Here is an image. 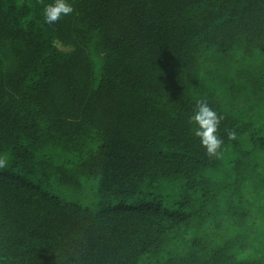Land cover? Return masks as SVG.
<instances>
[{
  "label": "trees",
  "instance_id": "1",
  "mask_svg": "<svg viewBox=\"0 0 264 264\" xmlns=\"http://www.w3.org/2000/svg\"><path fill=\"white\" fill-rule=\"evenodd\" d=\"M52 2L0 0V264H264V0Z\"/></svg>",
  "mask_w": 264,
  "mask_h": 264
},
{
  "label": "clouds",
  "instance_id": "2",
  "mask_svg": "<svg viewBox=\"0 0 264 264\" xmlns=\"http://www.w3.org/2000/svg\"><path fill=\"white\" fill-rule=\"evenodd\" d=\"M43 3V0H40ZM75 11L68 0H53L43 7L44 22L54 25L63 17L71 16ZM224 117L215 111L206 98L195 101L193 114L189 118V124L193 125V135L199 140L200 146L205 150V154L210 159H218L222 156L225 140L219 135ZM224 136L228 141L237 138L235 129L225 127ZM9 165L7 154L0 155V169H6Z\"/></svg>",
  "mask_w": 264,
  "mask_h": 264
},
{
  "label": "rangeland",
  "instance_id": "3",
  "mask_svg": "<svg viewBox=\"0 0 264 264\" xmlns=\"http://www.w3.org/2000/svg\"><path fill=\"white\" fill-rule=\"evenodd\" d=\"M97 189V183L89 181L85 185L84 191L81 193H72L55 184H53L51 191L64 200H69L97 208V203L100 201V197L97 195Z\"/></svg>",
  "mask_w": 264,
  "mask_h": 264
}]
</instances>
